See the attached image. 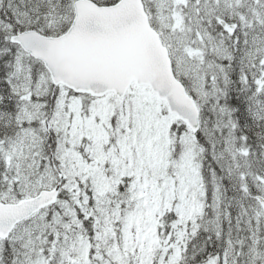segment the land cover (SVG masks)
<instances>
[{
    "label": "snow or ice",
    "instance_id": "1",
    "mask_svg": "<svg viewBox=\"0 0 264 264\" xmlns=\"http://www.w3.org/2000/svg\"><path fill=\"white\" fill-rule=\"evenodd\" d=\"M0 264H264V0H0Z\"/></svg>",
    "mask_w": 264,
    "mask_h": 264
}]
</instances>
